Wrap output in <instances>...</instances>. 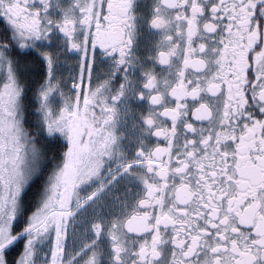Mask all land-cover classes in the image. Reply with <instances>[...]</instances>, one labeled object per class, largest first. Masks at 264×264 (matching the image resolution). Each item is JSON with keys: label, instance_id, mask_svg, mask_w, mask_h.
I'll list each match as a JSON object with an SVG mask.
<instances>
[{"label": "snow or ice", "instance_id": "1", "mask_svg": "<svg viewBox=\"0 0 264 264\" xmlns=\"http://www.w3.org/2000/svg\"><path fill=\"white\" fill-rule=\"evenodd\" d=\"M0 264H264V0H0Z\"/></svg>", "mask_w": 264, "mask_h": 264}]
</instances>
